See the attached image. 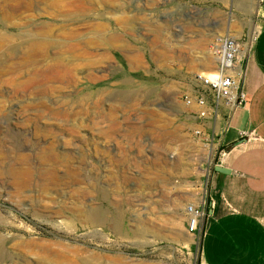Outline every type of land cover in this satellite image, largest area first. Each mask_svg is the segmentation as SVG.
Masks as SVG:
<instances>
[{"label":"rangeland","instance_id":"rangeland-1","mask_svg":"<svg viewBox=\"0 0 264 264\" xmlns=\"http://www.w3.org/2000/svg\"><path fill=\"white\" fill-rule=\"evenodd\" d=\"M263 24L261 0H0V264H199L210 116L183 97Z\"/></svg>","mask_w":264,"mask_h":264},{"label":"crops","instance_id":"crops-1","mask_svg":"<svg viewBox=\"0 0 264 264\" xmlns=\"http://www.w3.org/2000/svg\"><path fill=\"white\" fill-rule=\"evenodd\" d=\"M261 12L264 18V0ZM240 89L243 107L224 118L220 106L204 123L228 150L221 165L228 173L210 175L199 264H264V24L246 57ZM250 131L256 140L240 138Z\"/></svg>","mask_w":264,"mask_h":264},{"label":"built area","instance_id":"built-area-1","mask_svg":"<svg viewBox=\"0 0 264 264\" xmlns=\"http://www.w3.org/2000/svg\"><path fill=\"white\" fill-rule=\"evenodd\" d=\"M257 35L250 36L243 42L229 36H218L213 39L209 47V51L215 58L213 66L205 74L196 73L195 95L183 97L187 106L197 107V119L202 120L218 112L220 106L226 109L227 118L234 110L245 105V95L240 86L244 76L245 60ZM202 131L203 129L199 128L194 135L199 137L203 135ZM239 136L247 141L258 138L254 131L240 132ZM203 140L202 144L209 147V164L204 183L195 197V199L199 198V202L196 203L194 199V205H187L185 212L187 234L192 237L197 236L199 239L203 236V225L211 206L208 198L210 175L213 167L221 166L228 155V150L221 144L219 134L212 133Z\"/></svg>","mask_w":264,"mask_h":264},{"label":"bare ground","instance_id":"bare-ground-1","mask_svg":"<svg viewBox=\"0 0 264 264\" xmlns=\"http://www.w3.org/2000/svg\"><path fill=\"white\" fill-rule=\"evenodd\" d=\"M259 1V0H258ZM258 6V3H257V5H256V7L254 8V11L253 12H256V10H257V7ZM126 17L125 16H120L119 18H118V20H124ZM261 29H257V28H253V27H251V35L252 36H254V35H257L258 33H257V31H260ZM220 35V34H219ZM229 37H232V36H230L229 35ZM233 38H235V37H233ZM209 53V54H208ZM207 56H208V60H210L211 61V67L213 66V63H214V61H215V58H214V56L212 55V53L210 52V51H208L207 52ZM209 69H211V68H209ZM206 72H208L207 70L206 71H204V72H197L198 74L199 73H206ZM183 198V196H179L178 198H177V201H178V203H179V201L181 200ZM197 200V202L196 203H198L199 202V198H196ZM177 205V204H176ZM192 205H194V204H192ZM185 212H186V210H185ZM92 222L94 223V224H96V223H101V218L100 217H94V219H92ZM113 226H115V225H113ZM117 228V227H116ZM122 229V228H121ZM115 230V229H114ZM137 235V234H136ZM187 236H188V239L186 240V242H185V244L186 245H188V244H191V243H193V240H194V238L191 236V235H188L187 234ZM195 243V242H194ZM63 260V259H62ZM62 260H60L59 261V264H71V260L70 261H62ZM103 262V261H102ZM105 262V261H104ZM110 262V261H109ZM44 264H46L45 262H43ZM42 263V264H43ZM56 263H58V262H56ZM73 263V262H72ZM80 264H101V262H98L97 260H93V259H89V260H84V261H82Z\"/></svg>","mask_w":264,"mask_h":264},{"label":"water","instance_id":"water-1","mask_svg":"<svg viewBox=\"0 0 264 264\" xmlns=\"http://www.w3.org/2000/svg\"><path fill=\"white\" fill-rule=\"evenodd\" d=\"M213 171H215V172H218V173H228V170L227 169H225L224 167H222V166H214L213 167Z\"/></svg>","mask_w":264,"mask_h":264}]
</instances>
